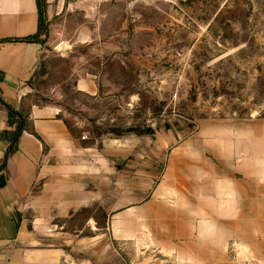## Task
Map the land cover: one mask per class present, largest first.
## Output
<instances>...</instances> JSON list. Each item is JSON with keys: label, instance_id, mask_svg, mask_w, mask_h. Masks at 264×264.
Wrapping results in <instances>:
<instances>
[{"label": "crops", "instance_id": "crops-1", "mask_svg": "<svg viewBox=\"0 0 264 264\" xmlns=\"http://www.w3.org/2000/svg\"><path fill=\"white\" fill-rule=\"evenodd\" d=\"M46 3L50 23L66 0ZM38 30L36 0H0V264H264V118L97 146L57 108L25 107L42 45L4 41ZM5 104L32 132L2 167Z\"/></svg>", "mask_w": 264, "mask_h": 264}, {"label": "rangeland", "instance_id": "rangeland-1", "mask_svg": "<svg viewBox=\"0 0 264 264\" xmlns=\"http://www.w3.org/2000/svg\"><path fill=\"white\" fill-rule=\"evenodd\" d=\"M38 41L25 107L57 108L97 146L264 118V0H66Z\"/></svg>", "mask_w": 264, "mask_h": 264}, {"label": "trees", "instance_id": "trees-1", "mask_svg": "<svg viewBox=\"0 0 264 264\" xmlns=\"http://www.w3.org/2000/svg\"><path fill=\"white\" fill-rule=\"evenodd\" d=\"M37 8L39 12V30L38 33L34 36H30L23 39H13V40H6L4 42H15V43H38L39 36L42 32L46 31V19H45V10L47 7L46 0H36ZM1 100V98H0ZM8 110V127L4 133V139L9 143V147L6 151L5 158L3 161L2 167H5L8 159L19 150V139L25 131L32 132L31 130V123L29 117L22 112L17 111L16 109L6 105ZM150 134V133H139V136ZM35 135V134H34ZM38 137L37 135H35ZM39 138V137H38Z\"/></svg>", "mask_w": 264, "mask_h": 264}, {"label": "built area", "instance_id": "built-area-1", "mask_svg": "<svg viewBox=\"0 0 264 264\" xmlns=\"http://www.w3.org/2000/svg\"><path fill=\"white\" fill-rule=\"evenodd\" d=\"M93 1H100V0H93ZM85 139H86V135H83L82 140H85Z\"/></svg>", "mask_w": 264, "mask_h": 264}]
</instances>
